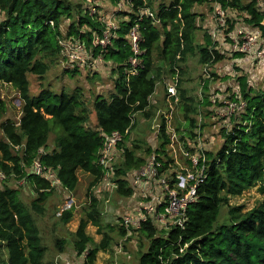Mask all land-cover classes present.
Here are the masks:
<instances>
[{
  "label": "trees",
  "instance_id": "16d2710c",
  "mask_svg": "<svg viewBox=\"0 0 264 264\" xmlns=\"http://www.w3.org/2000/svg\"><path fill=\"white\" fill-rule=\"evenodd\" d=\"M209 1L171 0L157 7V17L143 13L139 18L135 13L138 7L154 9L151 0L147 3L135 0V8L125 11L128 18L113 30L117 35L102 51L103 58L114 63L117 92L110 99L102 95L95 97L93 105L99 127L85 128L89 105L80 88L56 93L42 87L34 95L28 75L33 73L43 78L61 56V40L69 38L88 45L93 31L102 32L104 22L89 9L74 6L69 0H0V82L12 84L22 100L18 120L6 117L0 121L3 133L0 169L15 179L25 178L35 190V197L25 203L19 196V185L10 186L6 180L0 181V264H47L44 260L46 246L34 214L44 213L45 202L55 188L49 179L30 171L35 157L55 170L62 186L70 191L79 184V171L93 176L87 190L84 216L75 231L74 248L77 255L86 254L84 264H97L98 252L106 250L112 239L105 229L113 228L112 224L103 221L102 199L91 190L104 176L99 162L104 134L114 130L124 133L123 140L116 146L119 160L111 170L112 182L117 184L115 190L121 196L133 194L129 173L140 167L153 151L170 159L167 152L170 135L164 119L157 134L160 145L146 148L144 154H137L141 144L133 141L130 147L126 137L134 125L135 113L142 111L151 117L153 112L148 110L150 97L157 82L168 71L175 73L176 68L182 69L180 64L192 55H198L199 63L208 66H214L226 57L218 47L219 38L213 39L208 31L203 42L197 40L201 25L196 6ZM217 1L227 11L242 13L248 26H259L264 34V15L257 0ZM66 19L70 21L65 23ZM135 19L140 25L143 52L140 56L142 64L132 73L129 58L133 48L127 33ZM230 19L229 26L219 35L224 39L234 31ZM121 30L122 35L118 34ZM95 52H101V49L97 48ZM233 54L248 58L242 52H234L230 57ZM158 61L160 65H157ZM252 82L246 74L236 77L240 96L247 105L224 118L230 123L221 129L220 148L216 152L205 148V176L197 187V198L187 208L184 227H159L152 219H147L135 230L150 241L148 249L140 253L139 264H264V88H256ZM179 83L178 86L182 81ZM230 92L224 97L237 99L233 90ZM179 96L182 104L179 112L174 113L172 125L187 144L197 136L194 116L200 105L210 113L212 101L206 92L201 99L181 87ZM216 102L224 111L226 104L219 99ZM5 111L6 103L0 99V118ZM53 131L56 133L55 147L40 153L41 149L49 147ZM145 152L149 154L146 156ZM253 186H257L262 194L256 206L243 210L241 205H230V196L242 194ZM224 205L229 209L226 218L221 220ZM72 216L73 210L66 209L61 218L69 221ZM90 223L102 234L97 243L87 230ZM119 229L122 234L127 231L123 223ZM56 243L58 249L64 251L65 240L57 239ZM4 248L8 250V262Z\"/></svg>",
  "mask_w": 264,
  "mask_h": 264
},
{
  "label": "rangeland",
  "instance_id": "374dc122",
  "mask_svg": "<svg viewBox=\"0 0 264 264\" xmlns=\"http://www.w3.org/2000/svg\"><path fill=\"white\" fill-rule=\"evenodd\" d=\"M74 6L80 5L81 8H87L86 0H69ZM171 0H151V5L153 9L156 11L157 7L165 2L169 3ZM248 1V0H243ZM122 0H103L102 6L105 9L103 12L109 20H112L117 26L120 25L121 21L124 20L126 14L123 11H113L114 9L118 8V4H120ZM125 3V1H123ZM209 2H214L213 5L209 4ZM208 4L204 7L203 5H197L198 12L200 13L198 23L201 25V28L197 31V40L199 42L204 41V34L206 31L211 35L210 31L212 28L216 26L214 23V19L210 18L213 15V11L217 7V3L215 0L209 1ZM126 8V6H123ZM104 11V10H103ZM228 19L234 23V31L237 32V36L241 35L238 33L240 29V25L245 24V16L242 13H238L233 10H228ZM1 17V15H0ZM70 20L66 19L65 23H68ZM229 24V23H228ZM229 26V25H228ZM123 30L119 31L118 34L122 35ZM213 37V36H212ZM219 49L221 52L226 54V57L217 62L214 66H210L211 73L214 72L215 75H211L209 78L202 75L203 65L198 61V55H192L185 63H181L182 69L179 67L180 73V82L182 81V87L188 89L189 94L197 97L203 98L205 92L209 95H218L217 93H222V90L214 86V84L221 83L224 80H231L233 78L234 71H245V60H235V57L242 56V54H233L230 57L232 52V46L234 43V39L230 36L224 39L223 36H219L218 39ZM229 56V57H228ZM247 60V59H246ZM102 64V63H101ZM160 65L161 62H157V65ZM67 61L61 55L58 60L51 65L49 71L44 75L43 78H39L37 75L33 73H29V81H30V89L31 94L36 95L39 93L40 89L43 88H50L56 93H61L63 90L66 92H73L76 87L80 88L82 92L88 97V113H89V120L85 124V128H97L98 120L96 111L93 105V100L97 95H102L108 99L111 98L113 93H116L115 87V78L117 77L116 71H111V73L103 76L102 74L95 73L94 75L86 76L84 72L77 71V72H69L73 68L71 66H67ZM112 66V62H111ZM88 73V72H87ZM174 73L168 71L165 80L167 82H174ZM256 79L252 82L256 88H264V83L261 81L259 76L255 77ZM207 80V83L204 82ZM165 82L163 79L157 82V87L155 94L153 95L154 99H157V104H151L148 110L157 111L158 108L166 111L168 110L169 103L164 100V89H165ZM207 85L208 88L205 89L204 86ZM212 91H214L212 93ZM226 91V90H225ZM0 99L6 103V111L2 114L0 121L5 119L6 117H10L14 120H18L21 115V105L22 100L20 97L19 91L9 83H1L0 82ZM224 103L225 100L223 98H217ZM180 101V99H179ZM174 103L175 106V113L179 112L181 108L182 102ZM212 100V105H214L211 109L210 113H207L206 107L202 104L200 105V109L195 114L194 117L197 119V126L195 128L196 137H199V140L202 141L203 144L207 146V148L213 152H216L223 141V137L221 134V129L224 127L225 124L230 123L229 120L224 121L225 115H222V112L216 111L219 109L221 105ZM179 103V104H178ZM219 115V117H218ZM218 117V118H217ZM134 125L132 126L130 133L126 137V144L132 147V142L136 141L141 144V148L138 149L137 154H144V150L148 147L158 146L160 145V140H156L155 135L153 134V129L151 128V122L149 117L145 116L144 112L139 111L134 114L133 119ZM58 128V127H57ZM61 129V128H59ZM210 129H213L214 132H211ZM55 131L51 132L49 137V148H53L55 142ZM186 137V136H185ZM0 138H3V133L0 130ZM205 146V147H206ZM149 153L145 152L147 156ZM187 162V160H184ZM118 162V160H117ZM80 181L75 190H79L81 201H85L87 199V189L90 182L93 180V176L89 173L79 171ZM112 177V175H111ZM112 180V179H111ZM7 184L10 186H18L20 188V198L26 202L30 203L32 196L22 192L23 187L26 185H20L18 179H15L13 176H9L6 180ZM114 190V191H113ZM112 193H108V195H101L96 192L94 194L96 196H100L102 199V209H103V221L105 223H110L113 225V228L106 227V231L112 237L111 243L106 250L101 249L98 252L97 264H122V263H129V264H139V257L140 253L146 251L149 247L150 241L148 239H143L140 235V232L132 230L126 231L125 234H122L119 225L122 224V217L127 213H132L131 198L126 196L119 195L115 189H112ZM262 198V194L259 192L257 186H253L247 188L243 191L242 194L230 196L229 203L230 205H241L243 206V210L251 209L252 207L256 206ZM49 200L46 202V206L49 205ZM80 204V207L77 209V213L75 215L74 221H78L84 215L85 205L84 202ZM229 207L224 205L222 207L221 212V220L226 218L228 213ZM37 224L40 227V222L37 218V215L34 214ZM89 233L92 235L93 240L95 243L99 242L102 239V234H100L97 230V227L93 224L88 225ZM45 234V233H44ZM60 235L62 236H69V240H72V235L67 231H60ZM42 235V234H41ZM54 241V240H53ZM45 242L49 245L52 244L50 241V237H45ZM48 251L45 255V259L48 257ZM78 261L74 262L75 264H84V259L82 256L77 255ZM4 257L5 261L8 262V250L4 248ZM51 264V263H48Z\"/></svg>",
  "mask_w": 264,
  "mask_h": 264
},
{
  "label": "built area",
  "instance_id": "2783aa9c",
  "mask_svg": "<svg viewBox=\"0 0 264 264\" xmlns=\"http://www.w3.org/2000/svg\"><path fill=\"white\" fill-rule=\"evenodd\" d=\"M102 1L86 0V9H89L92 15L98 16L99 20L104 22L101 33L93 31V38L90 44L87 45L79 40L69 38L61 40L63 44L61 55L73 67L83 65L90 58L102 59L103 49L117 35V31L114 32L113 30L119 25L117 26L103 13L104 11L101 9ZM144 2L147 3L148 1L144 0ZM257 2L260 11L264 15V0H257ZM215 3H217V7L213 11L212 18L216 26L210 31L213 39L219 38L222 30L228 27L227 10L220 6L217 0H215ZM125 4L129 6L130 11L135 8V0H122L118 4V9H123ZM135 13L139 18L143 13L157 17V11L152 10L149 6H140L137 10L135 9ZM262 24L264 25V17ZM238 33L241 35L237 36L236 31L228 33L234 39L232 52H242L252 62L264 59V34L262 29L259 26L242 24L240 25ZM127 36L133 48V54L129 58L131 65L130 71L135 73L137 68L142 64V58L140 56L143 52L140 47L142 34L137 19L129 27ZM97 48H100L101 52L96 53L95 50ZM179 71V68H176L173 76L174 82L166 83L169 109L167 111L159 110L152 125V129L156 130L158 134L162 119L166 121L167 130L170 135V141L167 145V152L170 155V159L153 151L146 157L140 167L129 173L131 186L134 189L137 201L134 209L131 211L132 213L125 214L122 219V223L128 231L138 230L143 221L147 219H152L159 227L168 228L170 225L184 227L187 221V208L197 198V187L205 176L207 161L205 144L199 140V137H196L195 140L188 141L186 144L181 138L180 133L172 125L175 112V106L172 101L177 103L180 99L178 90V84L180 82ZM204 73L207 78L212 75L208 66L204 68ZM233 95L237 99H232V96L228 98L224 96V98L219 97L223 98L226 102L225 110L221 111L222 115H230L234 111L247 105L246 101L240 96L237 85L234 87ZM216 96H213V101H216V98H218ZM123 138L124 133L119 130L104 134L103 145L99 153V162L104 169L102 181L106 185L112 186V189L117 187V184L111 180V170L118 160L116 146ZM39 152L43 153L45 150L41 149ZM180 155L187 162L182 163L179 161ZM29 169L33 173L49 179L52 187L62 185L57 172L46 166L39 157H35ZM8 177L9 175L0 169V181H5ZM25 181V178L18 179L20 184H24ZM81 256L84 259L86 254L83 253Z\"/></svg>",
  "mask_w": 264,
  "mask_h": 264
},
{
  "label": "crops",
  "instance_id": "0c3cea01",
  "mask_svg": "<svg viewBox=\"0 0 264 264\" xmlns=\"http://www.w3.org/2000/svg\"><path fill=\"white\" fill-rule=\"evenodd\" d=\"M207 4L208 3H205L204 7ZM209 4L213 5L214 3L210 2ZM125 6H126V8H123V9H125V11H130L129 6L127 4H125ZM101 9L104 10V12H105V9L103 7H101ZM123 9L117 8V9H114L113 11H118V10L123 11ZM196 9L198 10V8H196ZM125 11H124V13H125ZM127 18L128 17L125 16L124 19H127ZM210 18H212V16ZM245 25H247V24L245 23ZM93 57H95V56H93ZM235 60H245V71H239V72L234 71L233 75H231V76H233V78L231 80L227 79V80L222 81L221 83L214 84L213 87L217 86L222 90V93L218 92L217 93L218 95L216 97H223L225 94L229 95V93H231L230 91L234 90V87L236 86V77L239 76L240 74H242V75L246 74L248 77V80H250V81H252L253 79L255 80L256 79L255 77L259 76L261 78V81L263 82L264 59H260L259 61L252 62L248 58L246 60V57L244 58V57L238 56V57H235ZM111 62H112V60H105L104 58H102V59L90 58L86 62H84L83 65H78V66L73 67V66L69 65L71 63H69V64L67 63L68 65H66V67L71 66V68H73L69 72L82 71V72H84V74L86 76L94 75L95 73H99V74H102L103 76H105L108 73L110 74L111 71H113L114 63L112 62V66H111ZM206 66H208V65H203V70H202L203 76H205L204 68ZM208 68H210V66H208ZM210 71H211V68H210ZM162 79L165 82L164 83L165 84L164 95L162 98H164V100L169 103V99H168L169 97H168L167 87H166L167 81L165 80V77ZM204 82H206V80H204ZM180 87L184 88V87H182V84H181L180 86H178V90ZM225 90H227L229 92L226 93ZM155 91H156V89H155ZM213 92L214 91H212V93ZM154 94H155V92L153 93V95ZM83 95L87 101L91 100V99H88V97L84 93H83ZM153 95H151V97H150V106L149 107H151V104L155 105L158 103L157 99L153 98ZM213 96L214 95L212 94L211 101L214 100ZM213 106L214 105L211 106V109ZM159 110H162V109L158 108L157 111H154V112L152 111L153 113H152L151 117L149 118L150 122H151V128H152V125L154 124V119H155L156 115L158 114ZM213 111H215L214 107H213ZM216 111H217V113L218 112L221 113L220 108L216 109ZM218 117H219V115H218ZM227 120H229V119H225L224 121H227ZM225 125H229V123H227ZM210 130H211V132H214L213 129H210ZM153 131H154L153 134L155 135L156 140L157 139L159 140V138L157 137V131L156 130H153ZM54 145H55V142H54ZM53 148H54V146H53ZM53 148L48 147V148H44V150L48 151V150L53 149ZM118 160H119V158H118ZM184 160H186V159L180 155L179 161L184 163L185 162ZM130 184H131V182H130ZM23 185H25V186L23 187L22 192H25L26 194H29L30 196H32V198H31V200H32L35 197V190H34L32 183L25 181ZM54 188L55 189L53 190L52 194L48 198V200H49L48 205L49 206L48 207L46 206V202L48 201L47 200L45 202L46 209H45L44 213H42L41 215L36 214L37 218L40 222V227L39 226L38 227L40 229V234H42L41 237H42L43 244L46 246V253H47V251L49 252L47 259H45V257H44V260L47 264L48 263H51V264H75L74 262L78 261V258H80L79 256H77V253H76L75 248H74L75 231L79 225L80 219L84 215H82V217L80 219H78V221H74V219H75V215L77 213V209L80 207L79 202L81 204L83 202H84V204H86L88 202V200H87L88 198L85 199V201H83V200L81 201V198H80L81 197L80 196L81 191H79L78 189L70 191V190H67L66 188H64L62 185H59L58 187H54ZM91 190L93 193L96 191L98 194L101 193L100 196L101 195H108V193H112L114 191V190L112 191V186L106 185V183L103 181L94 185ZM100 196H98V197H100ZM128 197L131 198V204L133 205V207H132V210H133L134 206L136 205V201H137L136 194H134V192H133V194L128 196ZM66 209H72L73 210V216L69 221H64L61 218L63 211H65ZM87 230H88V227H87ZM60 231L69 232L72 235V240H69V236L66 237V236L60 235L59 234ZM88 232H89V230H88ZM46 236L50 237V241H52L51 245H49L45 242ZM57 239H64L65 240L64 251H60L58 249L57 243H56ZM46 253H45V255H46ZM96 263H98V260Z\"/></svg>",
  "mask_w": 264,
  "mask_h": 264
}]
</instances>
